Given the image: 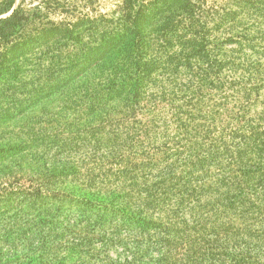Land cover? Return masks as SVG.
Here are the masks:
<instances>
[{
    "label": "trees",
    "instance_id": "16d2710c",
    "mask_svg": "<svg viewBox=\"0 0 264 264\" xmlns=\"http://www.w3.org/2000/svg\"><path fill=\"white\" fill-rule=\"evenodd\" d=\"M0 264H264V0H0Z\"/></svg>",
    "mask_w": 264,
    "mask_h": 264
},
{
    "label": "rangeland",
    "instance_id": "374dc122",
    "mask_svg": "<svg viewBox=\"0 0 264 264\" xmlns=\"http://www.w3.org/2000/svg\"><path fill=\"white\" fill-rule=\"evenodd\" d=\"M39 1H47V0H15V6L21 4L25 8H31ZM68 1L78 5L79 9H82V6L85 5L87 7L89 6L90 8L95 9V11H102V12H109L114 10L116 8V5L119 4L120 2V0H68ZM218 1H222V0H218ZM92 2H95V4ZM51 19H54V17L51 16Z\"/></svg>",
    "mask_w": 264,
    "mask_h": 264
}]
</instances>
